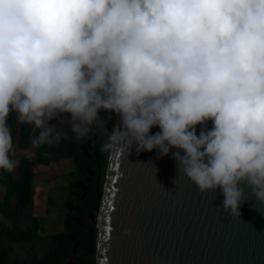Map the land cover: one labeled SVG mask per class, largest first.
I'll list each match as a JSON object with an SVG mask.
<instances>
[{
	"label": "clouds",
	"instance_id": "obj_1",
	"mask_svg": "<svg viewBox=\"0 0 264 264\" xmlns=\"http://www.w3.org/2000/svg\"><path fill=\"white\" fill-rule=\"evenodd\" d=\"M101 111L119 123L109 130ZM11 113L31 149L95 132L108 155L171 152L230 218L249 198L264 211V0H0L7 173L19 164Z\"/></svg>",
	"mask_w": 264,
	"mask_h": 264
},
{
	"label": "water",
	"instance_id": "obj_2",
	"mask_svg": "<svg viewBox=\"0 0 264 264\" xmlns=\"http://www.w3.org/2000/svg\"><path fill=\"white\" fill-rule=\"evenodd\" d=\"M222 200L177 173L171 152L107 154L94 264H264V211L249 198L234 220Z\"/></svg>",
	"mask_w": 264,
	"mask_h": 264
},
{
	"label": "trees",
	"instance_id": "obj_3",
	"mask_svg": "<svg viewBox=\"0 0 264 264\" xmlns=\"http://www.w3.org/2000/svg\"><path fill=\"white\" fill-rule=\"evenodd\" d=\"M105 112L101 111L102 116ZM111 115L106 113V116ZM16 115L11 113L8 118V126L13 136L19 135V143L22 147L28 145L29 136L33 133L29 125L16 124ZM109 130L111 121L107 124ZM69 139H62L54 146H41L34 149V160L26 157L19 158L16 167L17 177L12 173L0 172V186L3 187V195L0 199V264H16L10 254L15 243H28L31 248L30 264H67V258H74L80 264H93L94 228L84 236L69 237L71 230L67 226L64 232H57L49 236L48 241L42 246L40 256L35 254V219L28 218L31 207V193L29 184L32 178V164L47 163L51 159L64 156L77 157L76 140L69 132ZM101 143L102 138L97 135ZM15 198L12 203V198Z\"/></svg>",
	"mask_w": 264,
	"mask_h": 264
},
{
	"label": "rangeland",
	"instance_id": "obj_4",
	"mask_svg": "<svg viewBox=\"0 0 264 264\" xmlns=\"http://www.w3.org/2000/svg\"><path fill=\"white\" fill-rule=\"evenodd\" d=\"M67 115V114H66ZM111 119V127L114 121V114ZM106 113L101 117H105ZM57 123V121H52ZM17 126L19 125L16 120ZM111 130V129H110ZM65 131H68L65 128ZM19 135H15L14 148L15 158L19 159L26 157L30 160H34V149H31L32 135L29 136L28 145L22 147L19 143ZM26 150H30L26 151ZM105 159L107 154L104 155ZM71 162L67 157H60L51 159L47 163L32 164V178L29 184L31 193V207L29 210V217L35 219V239L36 244L34 246L35 254L40 256L41 248L48 241L49 236L63 230L62 222L64 221V203H65V187L71 178ZM12 177H17L16 168L12 172ZM3 187L0 186V199L3 195ZM15 198H12V203ZM1 218V216H0ZM27 243H15L13 244V250L10 257L16 262V264H30L31 248ZM67 264H80L74 258L66 259Z\"/></svg>",
	"mask_w": 264,
	"mask_h": 264
},
{
	"label": "flooded vegetation",
	"instance_id": "obj_5",
	"mask_svg": "<svg viewBox=\"0 0 264 264\" xmlns=\"http://www.w3.org/2000/svg\"><path fill=\"white\" fill-rule=\"evenodd\" d=\"M77 157L65 156L71 162V178L65 187L64 232L71 230L70 238L84 236L94 228L93 264L95 252L98 207L100 205L107 158L100 151V141L95 132L76 142ZM86 231H88L86 233ZM68 259V258H67ZM66 262V260H65Z\"/></svg>",
	"mask_w": 264,
	"mask_h": 264
}]
</instances>
